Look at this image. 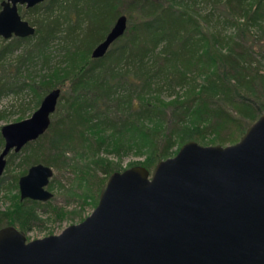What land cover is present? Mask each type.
Wrapping results in <instances>:
<instances>
[{
  "label": "trees",
  "instance_id": "trees-1",
  "mask_svg": "<svg viewBox=\"0 0 264 264\" xmlns=\"http://www.w3.org/2000/svg\"><path fill=\"white\" fill-rule=\"evenodd\" d=\"M207 1L229 9L213 30L189 11L199 0H45L28 8L35 34L0 37V99L28 89L38 106L52 89L62 93L48 130L9 154L8 172L15 158L25 166L10 187L18 188L35 164L72 170L68 153L87 147L81 152L94 155L104 177L78 180L87 183L82 194L96 207L108 177L126 170L96 155L120 162L131 153L144 155L138 165L153 171L189 141L237 143L264 114V0ZM122 15L128 18L125 34L105 56L93 58ZM227 25L237 31L224 35ZM59 41L64 53L54 61ZM17 51L15 69H9L7 59ZM4 144L0 131V148ZM5 181L3 174L0 189ZM17 193L14 210H0V229L25 233L36 216L19 210L40 201Z\"/></svg>",
  "mask_w": 264,
  "mask_h": 264
},
{
  "label": "water",
  "instance_id": "water-1",
  "mask_svg": "<svg viewBox=\"0 0 264 264\" xmlns=\"http://www.w3.org/2000/svg\"><path fill=\"white\" fill-rule=\"evenodd\" d=\"M45 0H3L0 36L29 37L36 27L19 6ZM128 28L120 16L93 50L106 55ZM61 89L49 91L31 117L1 128L0 177L11 152L43 135ZM54 170L31 166L19 179L21 198L47 202ZM0 264H264V114L234 144L189 141L153 171L142 165L112 173L99 203L60 234L28 240L0 229Z\"/></svg>",
  "mask_w": 264,
  "mask_h": 264
},
{
  "label": "rangeland",
  "instance_id": "rangeland-1",
  "mask_svg": "<svg viewBox=\"0 0 264 264\" xmlns=\"http://www.w3.org/2000/svg\"><path fill=\"white\" fill-rule=\"evenodd\" d=\"M20 7L19 11L23 19L28 20L29 22L33 21L34 15L28 13V8L24 5H20ZM189 11L192 14H195L204 25H208L207 27L212 30L217 25L216 20L229 13V9L225 7L224 4L214 7V5L207 0H199L197 5H192ZM206 17L211 18L213 21L208 23L205 20ZM251 29L252 32H254L252 35L255 38L258 35L255 34L258 29L256 27H252ZM236 31L237 29L233 25H227L225 29L222 30L224 35H233ZM69 40L70 38L68 41ZM61 42L63 43V41H59L55 44V50L53 52L54 61H59L64 53V51L60 49V46H58ZM18 52L19 51L8 57L7 64L12 65L9 69H15L14 65ZM39 68L40 65H38L35 70H39ZM1 72L2 70H0V73ZM168 95L169 92L163 94L166 99L170 98ZM34 97L35 96L32 93L29 94L28 89H25L23 92L18 94L10 93L0 99V129L7 124L31 117L41 104L40 102L38 106H35L36 99ZM2 149L3 146L0 148V153ZM85 150H87V147H80V149H78L79 152L68 153L69 166L73 171L70 168L59 170L53 169L54 174L47 186L48 190L54 195L52 199L47 202L27 205L24 209L19 210V212H34L36 216L31 225L24 230V234L29 240L60 234L68 226L82 222L95 209L92 199L87 198L82 194L87 187V183H81V180H78V177L86 176L87 179H90L97 178V176H104L103 172L96 167V164H94V155H90L87 151L81 152ZM98 157H103L116 162L118 167L122 170L138 165L140 162H144L145 158L144 155L139 156L134 153L124 156L121 162L117 156L111 154L101 153V155H96V159ZM21 161V158H15L9 172L6 166V172H4L6 185L5 188L0 189V210L2 212L10 211V209L14 210L16 207L17 202L14 201V199L18 197L17 192L19 191V187H10L9 181L13 180L16 175H21V171L25 169V166L21 165ZM89 181L90 180H88V183ZM18 216L20 215L18 214ZM20 218H22V216H20Z\"/></svg>",
  "mask_w": 264,
  "mask_h": 264
}]
</instances>
